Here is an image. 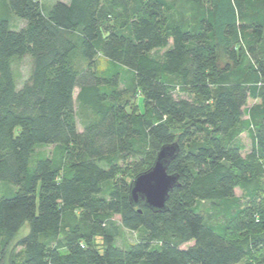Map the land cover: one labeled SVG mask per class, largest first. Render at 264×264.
<instances>
[{
    "label": "trees",
    "instance_id": "16d2710c",
    "mask_svg": "<svg viewBox=\"0 0 264 264\" xmlns=\"http://www.w3.org/2000/svg\"><path fill=\"white\" fill-rule=\"evenodd\" d=\"M188 2L184 16L168 0H0V181L16 187L0 197V260L14 246L9 264H264V231L232 229L264 175V0H231L224 58L215 8ZM126 75L143 113L117 100ZM174 141L167 210L132 206L129 179ZM120 228L139 237L118 246Z\"/></svg>",
    "mask_w": 264,
    "mask_h": 264
},
{
    "label": "rangeland",
    "instance_id": "374dc122",
    "mask_svg": "<svg viewBox=\"0 0 264 264\" xmlns=\"http://www.w3.org/2000/svg\"><path fill=\"white\" fill-rule=\"evenodd\" d=\"M54 0H39V2L42 5L49 4ZM170 3H172L176 14L187 16L189 14V2L188 0H168ZM144 4L148 3V0H143ZM205 4L208 6H212L215 8L217 20H218V28H217V40H218V47L220 50L221 55L224 58V54L226 53V49L231 47L232 44L234 45V39L235 36L232 39L227 38V33L224 32L223 24L225 21L230 20V17L232 16L230 13V7L232 5L231 0H203ZM3 14L6 15L9 18L11 26H20L22 24V20L13 14L9 13L8 11L3 10ZM106 67V62L103 58L100 56L97 58L96 61V68L97 70L104 69ZM28 69H29V61L27 58L22 59L18 62V64L15 65L14 71L16 78L19 80L25 78L28 75ZM124 82H121L119 85V91L118 95L119 97L117 100H119L121 103L126 105L127 110H134L138 112H145L148 108V104L146 101H144L140 96H137V92L133 91V84L129 83V76L126 75ZM232 79V78H231ZM178 89V88H177ZM78 88L76 87L74 89L73 98H74V111H75V120L78 126V130H82V125L86 121L90 120V113L87 110L80 109L79 105L76 101V94H77ZM253 103V100L249 99L247 101V104L245 107L251 106ZM245 117V116H244ZM240 140L244 145V153H248L251 150V141L250 137L246 133L240 134ZM54 152V146H41L37 148V155L38 154H48L51 155ZM153 162V161H152ZM264 162V159L262 160ZM139 161L137 159L129 158L126 162H122L121 165L123 167V170L127 173L130 172L129 167L133 168L134 165H137ZM152 164V163H151ZM151 165L143 166L140 170L143 171L144 167L147 169ZM145 169V170H146ZM134 176V175H133ZM131 180V179H129ZM254 186L259 187V192L257 193L254 202H249L248 200H245L244 197H242V204L245 209H247L242 216H240V219L236 222V224L233 226L234 232L237 234H255V233H261L264 231V210L261 209L263 206L262 201L264 200V175H260L258 177H255ZM254 186L252 188H254ZM16 188L13 184L6 182V181H0V197L5 194V191L11 190L12 188ZM251 188V189H252ZM240 193V192H237ZM248 201V202H247ZM256 211V212H255ZM260 212V213H259ZM207 214V213H206ZM259 215V220H256L255 215ZM116 220H118V216L116 215L114 217ZM259 222V223H258ZM244 225L243 229L242 226ZM249 227V228H247ZM28 229V226H25L21 229L19 234H23ZM235 233V234H236ZM140 232L139 231H130L125 228H120L118 236L116 238V244L118 246L124 247L126 245H129L130 243H133L138 237ZM144 232H142V235ZM141 235V236H142ZM97 242H100L99 237L96 238ZM192 244V242L187 243L183 246H188ZM20 247H9L6 249L3 257L0 260V264H9L12 259L17 260L16 253L19 251ZM248 264H255L253 261H248Z\"/></svg>",
    "mask_w": 264,
    "mask_h": 264
},
{
    "label": "water",
    "instance_id": "95a60500",
    "mask_svg": "<svg viewBox=\"0 0 264 264\" xmlns=\"http://www.w3.org/2000/svg\"><path fill=\"white\" fill-rule=\"evenodd\" d=\"M179 151L176 141L163 144L156 151L149 168L137 173L129 182L128 197L132 206L141 201L153 212L167 210L166 201L169 192L178 185V175L168 173L169 164Z\"/></svg>",
    "mask_w": 264,
    "mask_h": 264
}]
</instances>
